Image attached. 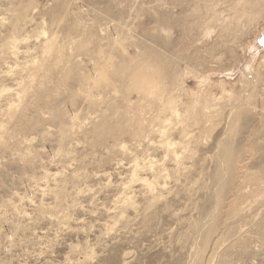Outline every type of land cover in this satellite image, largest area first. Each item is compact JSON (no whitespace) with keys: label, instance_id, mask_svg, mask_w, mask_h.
I'll return each mask as SVG.
<instances>
[{"label":"rangeland","instance_id":"374dc122","mask_svg":"<svg viewBox=\"0 0 264 264\" xmlns=\"http://www.w3.org/2000/svg\"><path fill=\"white\" fill-rule=\"evenodd\" d=\"M0 264H264V0H0Z\"/></svg>","mask_w":264,"mask_h":264}]
</instances>
